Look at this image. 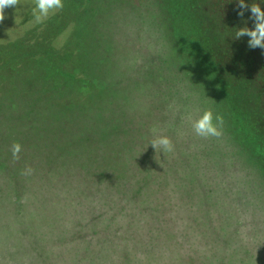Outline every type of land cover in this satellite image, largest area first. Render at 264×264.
Here are the masks:
<instances>
[{
  "label": "trees",
  "instance_id": "obj_1",
  "mask_svg": "<svg viewBox=\"0 0 264 264\" xmlns=\"http://www.w3.org/2000/svg\"><path fill=\"white\" fill-rule=\"evenodd\" d=\"M86 1L74 9L77 33L58 50L57 57L50 58L55 54L47 49L51 36L46 34L33 40L36 43L32 44L33 51L26 47L31 40L18 43L26 44L27 51L15 55V60L8 48L0 49V195H6L12 206H23L21 216L16 214L18 219L28 218L26 208L30 205L33 214L42 213L35 224L40 227L49 224L53 231L57 228V209L62 214L71 211L69 224H97L100 229L88 233L67 232L61 239L67 242L57 249V264H180L172 258L167 238L172 237L175 245L177 239L181 245L191 246L190 249L198 246L201 234L190 231L189 224L183 223L186 220L176 214L179 197L199 195L192 188L186 186L185 189L188 175L179 168H173L172 172L161 171L160 175L151 172V163L144 159L148 155L145 148H137L134 141L122 135L123 129H133L134 123L115 113L116 105L120 110L121 100L117 102L109 95L110 84L102 77H92L97 65L93 61L96 51L85 44L80 31L76 30L82 28L80 17H83ZM156 1L159 15L168 28V44L180 66L195 73L198 86L218 100L225 135L242 148L243 156L252 158L253 163L261 167L260 175L264 176V88H261L264 82L258 83L260 77L256 74L264 69V53L256 56L255 50L249 48L248 52L253 51V54L249 56L247 72L242 66L246 57L244 48L240 47L243 41L233 48L232 56L227 54L232 34L223 23L218 24V15L214 17L208 12L213 0ZM242 26L240 21L233 26L234 36ZM254 27L255 21L251 18L248 28ZM126 53L130 56L128 51ZM226 56L231 61L228 64L232 65L228 73L223 69ZM138 66L142 70V66ZM18 67L22 70H17ZM136 68L134 65L131 73L138 78ZM24 73L29 79L31 73L35 74L36 81L23 79ZM35 88L44 96L22 102L35 93ZM130 108L121 107L127 111L124 118ZM41 129L51 130V135L46 133L45 147L35 141L45 137ZM100 139L109 143L96 152L92 145ZM15 143L21 145L19 159L12 156ZM130 143L134 146L129 147ZM125 144L129 148L128 161L115 162L116 152L124 149ZM181 146L184 151L189 147L188 150L194 152L191 143ZM92 155L99 159H91ZM169 157L176 159L173 154ZM148 183L151 191L147 190ZM170 183H173L171 187ZM194 209L192 214L196 213ZM198 211L202 212L200 208ZM202 213L211 225L215 217L229 222L234 217L228 209L223 215L213 209ZM257 218L264 228V208L258 211ZM194 224L202 231L206 228L198 217ZM211 225L207 229L214 235H210L215 239L214 246L210 253L202 249L209 264L234 262L231 249H226L235 238L233 232L224 224L219 229ZM162 228H172L174 233ZM45 230L39 234L41 237H45ZM144 237L157 239V244L148 243L142 248ZM72 238H79L80 242L69 243ZM178 248L183 262L182 248Z\"/></svg>",
  "mask_w": 264,
  "mask_h": 264
},
{
  "label": "rangeland",
  "instance_id": "obj_2",
  "mask_svg": "<svg viewBox=\"0 0 264 264\" xmlns=\"http://www.w3.org/2000/svg\"><path fill=\"white\" fill-rule=\"evenodd\" d=\"M82 1L63 0L62 9L50 14L42 23H36L33 16L35 0H19L17 7L5 9V19L0 23V49L8 48L12 53V59L15 60L16 56L27 51L24 49L26 44L18 45V43L31 40L26 47L29 51H33L32 44L36 45L34 41L37 36L46 34L51 36L47 49L55 54L50 58L57 57L58 50L76 32L73 22L74 9L78 5H84ZM213 2L208 3V12L214 17L218 15L220 17L218 24L223 23L226 30L232 34L227 43L226 48L229 49L227 54L232 56L233 48L243 41V46L240 47L244 48L246 57L242 66L246 67L247 72L249 58L253 54V51L251 54L248 52L249 37L245 36L242 40L235 39L233 26L240 21L242 27H248V21L251 19V5L255 4L264 8V0H246L249 9L244 11L243 16L238 15L240 11L237 7L238 0H224V2L213 0ZM203 6L205 7V3ZM82 11L83 17H80L82 28L76 30L80 31L79 35L83 36L85 44L90 45L91 49L96 51L93 61L97 65L92 77H102L106 84H110L109 95L117 99V102L121 100L122 104L118 103L121 107L125 105L128 108L131 107L127 113L129 116L126 115L125 118L124 114L127 111L121 107L119 110L117 105L114 108L115 113L121 115L123 120L129 118L134 123V128L123 129L122 135L125 134L128 136L127 140L134 141L138 145L137 148H145L148 155H145L144 159L147 163H151V172L154 174L157 172L160 175L161 171L163 173L172 172L173 168H179L188 175L184 183L185 189L186 186L189 189L192 188L195 194L199 195L194 198L181 196L178 199L176 215L186 220L183 223L189 224L187 228L190 231L196 230L193 232L201 235L200 243H197L198 246L194 249H190L191 246H186V248L177 239L175 240L177 245H175L172 237L168 236L167 247L170 248L175 263L202 264L208 262V256L203 253V250L208 249L210 253L215 239L212 240L210 235H214L207 229L211 221H208L204 215L202 216V212L213 209L223 215L228 209L234 216L233 221L229 222V220L215 217L211 226L213 228L217 226L216 228L219 229L224 224L230 228L231 233L233 232L235 238L231 240L228 238L231 246L228 243L229 247H226L227 250L231 249L234 257V262L231 261L230 264H258V260L259 264H264V228L260 218H257L258 211L264 208V176L260 175L261 167L258 168L252 158L243 156L245 152L242 148L235 146L231 142L232 139H228L224 133V123L223 133L219 138H201L195 134L192 122L208 109H212L214 115L220 114V106L213 94L207 95L208 92L198 86L197 75L195 73L192 75L190 71L180 66L172 47L168 44V28L164 18L159 15L157 1L87 0ZM254 50L256 56L264 53L259 47ZM127 51L130 56H127ZM0 57H2L1 53ZM228 62L231 61H228L226 56L223 69L227 73L232 68ZM131 65L132 68H129ZM134 65L137 67L134 72L139 75L138 78L133 77L134 73H131ZM138 65L142 66V70ZM17 70H22V67H18ZM256 74L260 77L258 83H263L264 69L257 71ZM24 75L25 77L22 78L26 80L27 73ZM29 77L31 78L28 80L31 81L37 79V76L35 74L32 76V73ZM261 88L263 89L264 86ZM39 90L35 88L34 94H30L29 98L21 101L28 102L43 97L44 95ZM154 128L158 135L171 138L174 151L166 155L161 151L156 152L150 144L154 138L152 131ZM41 130L45 137L42 140L36 138L35 141L45 147L46 133L51 135V130ZM108 143V140L100 139L96 140L92 146L97 152L103 150L102 148ZM187 143H191L194 152L189 151V147L184 151L181 145ZM130 145L134 146L132 143L129 147ZM128 152V145L125 144V148L117 151L113 160L115 162L128 161ZM171 154L176 156V159L169 157ZM91 159H99V157L93 156ZM174 161L177 163L173 164ZM181 162L183 164H179ZM148 184L147 190L151 191V184ZM172 185L173 183H170L169 186ZM28 206L26 208L28 218L18 219L16 214L21 216L20 211L23 206H12L6 195H0V264H57V249L67 242L61 241L67 232L74 231V234H83L100 229L97 224L88 226L82 222L81 225L69 224L71 221H68V218L71 211L62 214L59 209H57L55 231L51 230L52 227H49V224L40 227L34 221H38L42 213L33 214L30 205ZM192 208H195L197 214H192ZM199 208L202 210L201 213L198 211ZM73 217L77 219L74 215ZM196 217L203 225H206L204 231L195 227ZM43 229H46L45 237L39 235ZM162 229L169 233L173 230L172 228ZM51 233H53L52 236H50ZM156 240L144 237L142 241L144 244L141 247L143 248L148 243L156 245ZM79 242V238H72L69 241V243ZM180 246L184 254L183 262L180 261V257H183L178 248Z\"/></svg>",
  "mask_w": 264,
  "mask_h": 264
},
{
  "label": "clouds",
  "instance_id": "obj_3",
  "mask_svg": "<svg viewBox=\"0 0 264 264\" xmlns=\"http://www.w3.org/2000/svg\"><path fill=\"white\" fill-rule=\"evenodd\" d=\"M19 0H0V23L5 19V9L9 7H17ZM64 7L63 0H35V8L33 16L36 23H42L50 14H54L57 10ZM237 7L240 9L238 15L243 16L244 11L249 9L246 0H238ZM251 18L255 21V27L250 29L248 27L239 28L235 34V39L242 37H249V48L255 49L257 47L264 49V8L259 5L252 4L250 7ZM191 120V116H189ZM224 118L221 114H215L212 109H208L203 114L192 122V128L195 134L201 138H219L223 133ZM154 138L151 145L157 151L163 152L165 155L174 151V144L170 137L166 135H158L157 130H153ZM21 152V145L15 143L12 146V156L14 159H19ZM28 172L31 169L27 170Z\"/></svg>",
  "mask_w": 264,
  "mask_h": 264
}]
</instances>
